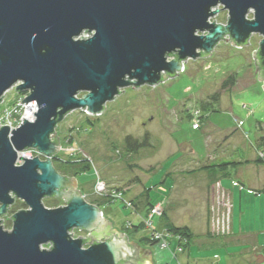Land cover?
Listing matches in <instances>:
<instances>
[{
    "label": "water",
    "instance_id": "water-1",
    "mask_svg": "<svg viewBox=\"0 0 264 264\" xmlns=\"http://www.w3.org/2000/svg\"><path fill=\"white\" fill-rule=\"evenodd\" d=\"M222 10L227 23L211 21ZM253 34L263 37L253 56L264 83V0H0V104L17 83L28 92L21 102H37L19 127L0 125V264L153 263L86 200L76 177L56 170V128L75 110L100 116L126 88L155 87L221 41L241 48ZM27 149L39 156L19 157ZM46 197L66 203L48 208ZM16 199L28 208L7 230L1 217Z\"/></svg>",
    "mask_w": 264,
    "mask_h": 264
},
{
    "label": "rangeland",
    "instance_id": "rangeland-1",
    "mask_svg": "<svg viewBox=\"0 0 264 264\" xmlns=\"http://www.w3.org/2000/svg\"><path fill=\"white\" fill-rule=\"evenodd\" d=\"M248 17L253 18V13ZM214 20L226 24L228 12L220 11L211 21ZM262 39L260 34H253L249 44L241 48L221 41L210 56L188 60L183 72L155 87L126 88L107 103L100 116H89L82 110L69 113L55 131L62 145L58 156L64 160L74 157L91 161L92 168L77 177L78 189L85 198H97L93 194L97 176L110 188L123 191L126 199L136 201L140 209L145 202L141 203L139 197L149 192L151 201L163 204L171 221L188 225L197 238L208 234L211 244L219 245L223 241L232 244L206 250L194 245L198 264H264V251L255 249L253 244L249 249L234 245L236 238H230L233 225L234 233L255 232L259 245L264 247V196L251 188L252 184L264 181V171L230 167L224 177L216 173L210 179L206 171L189 173L216 161L254 156L251 144H256L258 150L264 148L260 139L264 136V83L258 79L253 56ZM235 72L238 74L235 86L223 89V81ZM217 91H221L215 106L218 111L214 112L211 105L208 110H202L200 102L210 101ZM4 106L0 104V111ZM195 124L200 127L194 128ZM146 134H149V147L138 152L127 151L124 141L128 135L143 139ZM240 190H244L242 209ZM226 191L237 195L228 199ZM43 202L48 208L65 205L64 200L55 197H46ZM27 208L22 200L16 199L2 217L4 228L10 230L13 224L10 216ZM101 209L113 228L124 232L127 222L137 225L146 217V210L141 215L122 199ZM160 219L154 217L153 227L143 225L130 233L131 238L150 237L153 229L164 231L166 219L161 222ZM83 235L86 233L74 230V238ZM252 239L244 238L242 242L252 243ZM162 242L153 247L174 249L178 238L171 236L165 248ZM43 247L49 249L51 244ZM187 252L188 249L180 253V256L186 253L185 260ZM177 263L179 259H174L173 264Z\"/></svg>",
    "mask_w": 264,
    "mask_h": 264
},
{
    "label": "trees",
    "instance_id": "trees-1",
    "mask_svg": "<svg viewBox=\"0 0 264 264\" xmlns=\"http://www.w3.org/2000/svg\"><path fill=\"white\" fill-rule=\"evenodd\" d=\"M237 80H238V74L236 72L230 74L222 83L223 89L232 88L237 83ZM220 95H221V91H217L210 96V101H207V102L201 101L200 104H201L202 110H205V111L208 110V107L211 105L210 107H212V106L214 107V109H213L214 112L218 111V109L215 108V106L219 103ZM88 122L91 125L93 124L92 121H90V120H88ZM198 127H200V125ZM260 139L264 142V136H261ZM124 143H125L127 151L138 152L141 149L149 147V145H150L149 134H146L143 139L134 138L133 136L128 135L125 138ZM259 148L260 149L257 151L258 153L264 152V148H261V147H259ZM258 153H257V158L254 161L253 160H244V161H240V160H237V161H230V160L227 161L226 160L225 161V160H222L220 162L216 161V162L210 163L209 165H204V166H201L200 168L192 169L189 171V173H195L197 171H206V172H210L211 175H214L216 173H220V174L224 175L230 167L235 168V167H238L240 165L250 164V163H257V164L262 163V164H264V158L259 156ZM53 164H54L56 170L60 174L68 176V177H76V178L79 175L86 173L87 171H89L92 168V164H91V161L89 159L74 158L73 157V158H69V159L64 160L63 158H61L58 155L53 160ZM167 175L171 176V172H168ZM82 193H83V191H82ZM256 193H264V188L262 190H256ZM139 198L141 200V203H142V200L145 202L144 207L148 209L147 210L148 212L146 215V217H147L149 212L156 205V203L151 201V196H150L149 192H145V193L141 194V196ZM60 199L64 200L63 198H60ZM86 200L91 204L99 206L100 208H102V206L113 201L111 198L98 197V196H97V198L86 199ZM64 202H65V200H64ZM132 203H133V209L139 213V211L141 209H140L139 205L136 204L137 202L132 201ZM50 206L53 207L54 205H50ZM154 217H160L162 219H166L165 226H164L166 232L169 234L170 237L173 236V237L179 238L180 245H183L184 247H187L194 239H196L198 237V235L195 234L194 231L192 230V228H190L188 225H177L173 221H171L168 218V215L165 211L163 212L162 216L155 215ZM143 225H145L144 222H140V224H137V225L131 223L130 225L127 224L124 227V229L130 235V233L138 231L140 229V227H142ZM139 243L142 245L154 246L157 243H159V241L152 234L150 237L141 238L139 240Z\"/></svg>",
    "mask_w": 264,
    "mask_h": 264
},
{
    "label": "built area",
    "instance_id": "built-area-1",
    "mask_svg": "<svg viewBox=\"0 0 264 264\" xmlns=\"http://www.w3.org/2000/svg\"><path fill=\"white\" fill-rule=\"evenodd\" d=\"M185 69V65H184ZM28 92L19 93L16 90L10 91L8 90V93L4 94L3 100L1 104H5L3 109L0 111V125H9L10 129L19 127L22 123H24V117L27 116V120H30L31 116L33 115V112L37 106L36 101H30V102H21L23 99H25L28 95H26ZM12 95V96H11ZM240 125L243 124L242 121L239 123ZM199 125L195 124L194 128H197ZM1 128V126H0ZM37 154L39 156V153L35 149H27L25 151H22L19 153V156H23L25 158H33V154ZM259 156L264 158V152H259ZM40 157H42L40 155ZM20 164L23 163V160H19ZM94 186H93V194H95L98 197H108L111 198L113 201L117 199H122L125 202V205L127 207H133L132 201L126 199L125 193L119 189L116 188H110L104 180H102L99 176L96 177L94 180ZM85 197V195H84ZM230 210V208H229ZM164 212V206L162 203H157L152 210L149 212L148 216L144 218V223L146 226L153 227V217L155 215L162 216ZM4 217V216H3ZM1 220L3 218L1 217ZM3 223V221H2ZM4 225V224H3ZM75 230V229H74ZM74 230L71 232L73 233ZM152 234L154 237L159 241L162 242V246L165 248L169 245L168 239L170 238L169 234L164 231L153 229ZM73 236V235H72ZM182 247L179 246L178 250L182 251Z\"/></svg>",
    "mask_w": 264,
    "mask_h": 264
},
{
    "label": "crops",
    "instance_id": "crops-1",
    "mask_svg": "<svg viewBox=\"0 0 264 264\" xmlns=\"http://www.w3.org/2000/svg\"><path fill=\"white\" fill-rule=\"evenodd\" d=\"M249 147H250L251 151L253 153H255V155L254 156H250V157H246V158H241V159H239L240 161H244V160H253L254 161V160H256L257 153H258L257 152L258 148L256 147V144L255 145L251 144ZM261 166L264 167V164H262V163L261 164H259V163L258 164L257 163H250V164L240 165L239 167L241 168V170H243V167H254V169L257 170V172L259 173L261 171H264V168H261L262 170H260ZM242 173L243 172L241 171V175H242ZM207 174L209 175L208 177L210 179V177H211L210 175L211 174H209L208 172H207ZM224 176H225V174L222 175L221 178L224 177ZM252 185L253 186H251V188H254L255 191L256 190H262L264 188V181H261L258 184H252ZM228 191H230V190H228ZM228 191L225 192L228 199H230L231 196L235 197L237 195V192H235L233 194V193L228 192ZM257 194H262L264 196V193H257ZM243 195H244V190H240V209H242V207H243V203L241 201ZM141 210L142 211H139V213L141 215H143L144 210H146L145 212H146V215H147V212H148L147 208L144 207ZM161 220H162V218L159 221L161 222ZM127 223L129 225L131 224V222H127ZM230 230H231L230 238H236V241H237V243L234 244V245L247 246V248H245V249H249L250 247H252V244H253L255 249H261L262 251H264V247L260 246L259 243H258V238H256L257 235H255L256 234L255 232H250V234H248L247 232L246 233H234L233 225H232V228L230 226ZM208 237H209L208 234H205V235L201 234L200 238L194 239L187 247H184L183 245H180L179 238H178L177 246L174 249L172 248V249H169V250H167V249L161 250L160 248H154L153 246H150V245H142V244L139 243V239L138 238L132 239L130 237V241L138 243L139 245H141L142 248H145V249L148 248L151 251V254H152L151 255V259L153 260V263H150V264H173L174 259H179L180 263H177V264H194V263L198 264L196 262V260H197L196 258L197 257L194 256V252H193L194 245H197L198 249H202V250H206L209 247H219V246L228 247L227 245H229V246L232 245L231 243L227 244V242H225V241L219 242V245L211 244L210 243L211 241H208L209 240ZM244 238H249V239L253 238L252 240H254V242L252 241V243H244V242H242V239H244ZM179 246H181L183 248L182 251H181L183 253H184L185 250L188 249V252H187L188 254L186 255L187 256L186 260L183 257L186 253L184 255L180 256L181 252H179V250H178ZM259 254L260 253H258L257 255H259ZM217 264H222V262L221 263H217ZM227 264H229V263H227Z\"/></svg>",
    "mask_w": 264,
    "mask_h": 264
},
{
    "label": "flooded vegetation",
    "instance_id": "flooded-vegetation-1",
    "mask_svg": "<svg viewBox=\"0 0 264 264\" xmlns=\"http://www.w3.org/2000/svg\"><path fill=\"white\" fill-rule=\"evenodd\" d=\"M231 44V43H230ZM17 85H19V83H17V84H15L12 88H10L9 90L10 91H13V90H16V87H17ZM80 232H82V231H80ZM122 232H124V230L122 231ZM86 233V235H83V236H81V237H83L85 240H87L88 239V233L87 232H85ZM128 234V233H127ZM129 235V234H128ZM131 236L129 235V238H130Z\"/></svg>",
    "mask_w": 264,
    "mask_h": 264
},
{
    "label": "bare ground",
    "instance_id": "bare-ground-1",
    "mask_svg": "<svg viewBox=\"0 0 264 264\" xmlns=\"http://www.w3.org/2000/svg\"><path fill=\"white\" fill-rule=\"evenodd\" d=\"M20 157V156H19Z\"/></svg>",
    "mask_w": 264,
    "mask_h": 264
}]
</instances>
